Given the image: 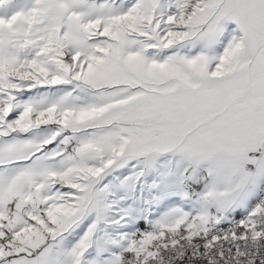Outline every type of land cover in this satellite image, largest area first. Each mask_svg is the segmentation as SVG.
I'll use <instances>...</instances> for the list:
<instances>
[{
	"label": "snow or ice",
	"instance_id": "obj_1",
	"mask_svg": "<svg viewBox=\"0 0 264 264\" xmlns=\"http://www.w3.org/2000/svg\"><path fill=\"white\" fill-rule=\"evenodd\" d=\"M0 264H264V0H0Z\"/></svg>",
	"mask_w": 264,
	"mask_h": 264
}]
</instances>
